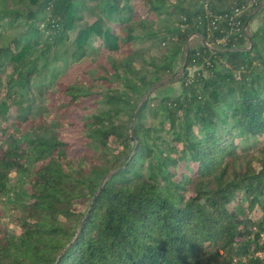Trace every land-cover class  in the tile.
I'll use <instances>...</instances> for the list:
<instances>
[{"label":"trees","instance_id":"obj_1","mask_svg":"<svg viewBox=\"0 0 264 264\" xmlns=\"http://www.w3.org/2000/svg\"><path fill=\"white\" fill-rule=\"evenodd\" d=\"M247 2L0 0V197L29 173L17 231L0 218V264H264V142L250 150L264 137V0L240 33L210 30ZM93 55L57 90L96 107L83 126L100 148L72 156L37 109L61 65ZM165 77L180 93L147 94Z\"/></svg>","mask_w":264,"mask_h":264},{"label":"rangeland","instance_id":"obj_2","mask_svg":"<svg viewBox=\"0 0 264 264\" xmlns=\"http://www.w3.org/2000/svg\"><path fill=\"white\" fill-rule=\"evenodd\" d=\"M95 20V16H87L85 21L86 22H93ZM251 21V20H250ZM250 23V22H249ZM248 23V24H249ZM247 24V25H248ZM262 24L261 17H256L249 25V31L253 32ZM12 33H20V29H15L11 31ZM13 34H8L7 36H11ZM72 37L75 36V33L72 32ZM191 43H201V37L196 34H191L188 42ZM209 42V43H208ZM151 42H146L144 44L145 47H151ZM212 47H216L217 45L207 40L206 42ZM218 43V42H217ZM220 43H225L224 41H220ZM160 46L154 44L151 47V51L153 54L157 53V50L164 51L165 48L168 46H164L166 43L162 42ZM188 45V44H187ZM189 46V45H188ZM98 55H93L90 58H85L80 62H72L73 59L70 58L68 63L65 62L64 65H61L60 70H62L61 79H56L52 87L45 93V97L42 98V102L39 103L38 106V113L39 115L44 114L53 118V122L58 123L60 131L65 133V139L70 142L69 152L72 156H76L78 154L87 152L92 153L95 150H98L100 146L98 143L87 144L85 134H84V126H83V116L85 114L93 113L96 107L92 106H66L68 99L62 95L61 93H57L58 87L61 85L60 82L67 83L73 79L74 76L78 75L79 73H83L86 71L91 73L95 69V65L93 60H96ZM185 56L184 53L182 57L178 60L175 70L178 71V75L183 71L185 68ZM200 65L189 66V72L191 77H193V73L201 69ZM203 69V68H202ZM205 71V70H204ZM207 74L208 71H205ZM172 81L170 77H165L164 79V86L158 87L161 85V82L157 83L154 87L150 90L153 91L155 88V93L159 94L162 92L169 91L168 89L172 87V93L178 94L181 91V86L179 81H172L171 84H168L167 81ZM39 80V78H37ZM39 95L37 89L33 90V93ZM5 93V90L2 89V94ZM149 93V92H148ZM147 93V94H148ZM148 96V95H147ZM146 96V97H147ZM11 105V104H10ZM56 115V117L54 116ZM16 115V107L11 105L10 107V116L6 120L7 123H14V116ZM259 141L257 145H253L250 147V150H254L260 143L264 142V137H258ZM254 144V143H253ZM32 168L36 167V164L31 165ZM28 179L29 173L19 172L13 176L12 183H11V190L8 195L0 197V218L3 226L9 231V233H15L18 229V217L21 214V203L24 201H29V194L27 187H28ZM264 237V235H263ZM263 254V253H261Z\"/></svg>","mask_w":264,"mask_h":264},{"label":"built area","instance_id":"obj_3","mask_svg":"<svg viewBox=\"0 0 264 264\" xmlns=\"http://www.w3.org/2000/svg\"><path fill=\"white\" fill-rule=\"evenodd\" d=\"M256 3H257V0H248V2L245 5H243L242 7L235 8L230 13L214 16L210 21V30L218 28L221 22H226L229 27L228 29L229 35L240 33L243 28V22H242L241 16L246 11L250 10ZM216 41L219 43L220 41L225 42L226 40L218 39Z\"/></svg>","mask_w":264,"mask_h":264},{"label":"water","instance_id":"obj_4","mask_svg":"<svg viewBox=\"0 0 264 264\" xmlns=\"http://www.w3.org/2000/svg\"><path fill=\"white\" fill-rule=\"evenodd\" d=\"M263 7V4L262 5H260L258 8H257V10H256V12L255 13H253L251 16H250V18L248 19V21H247V24L250 22V20L254 17V15L261 9ZM189 50H190V48H189V46H188V54H189ZM151 92V90L149 91V93ZM148 93V94H149Z\"/></svg>","mask_w":264,"mask_h":264}]
</instances>
